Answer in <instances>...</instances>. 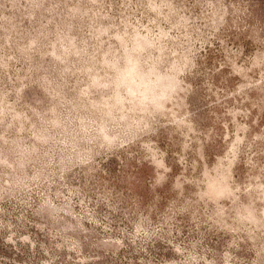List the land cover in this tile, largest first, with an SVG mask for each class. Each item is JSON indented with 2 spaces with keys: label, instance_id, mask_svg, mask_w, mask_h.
<instances>
[{
  "label": "rangeland",
  "instance_id": "1",
  "mask_svg": "<svg viewBox=\"0 0 264 264\" xmlns=\"http://www.w3.org/2000/svg\"><path fill=\"white\" fill-rule=\"evenodd\" d=\"M0 264H264V0H0Z\"/></svg>",
  "mask_w": 264,
  "mask_h": 264
}]
</instances>
